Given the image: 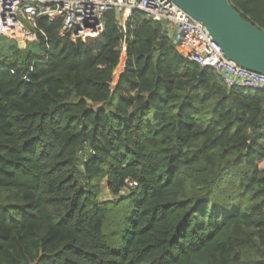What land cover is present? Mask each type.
Listing matches in <instances>:
<instances>
[{"label": "trees", "instance_id": "obj_1", "mask_svg": "<svg viewBox=\"0 0 264 264\" xmlns=\"http://www.w3.org/2000/svg\"><path fill=\"white\" fill-rule=\"evenodd\" d=\"M228 1L264 34V0ZM102 22L0 37V264H264V92Z\"/></svg>", "mask_w": 264, "mask_h": 264}, {"label": "built area", "instance_id": "obj_2", "mask_svg": "<svg viewBox=\"0 0 264 264\" xmlns=\"http://www.w3.org/2000/svg\"><path fill=\"white\" fill-rule=\"evenodd\" d=\"M114 13L124 24L135 12L153 22L166 21L172 41H179L188 61L213 69L228 89L264 92V75L241 68L226 59L206 28L170 0H0V37L8 35L19 18L33 29L38 19L61 21L60 37L72 41L96 38L103 32V16Z\"/></svg>", "mask_w": 264, "mask_h": 264}, {"label": "water", "instance_id": "obj_3", "mask_svg": "<svg viewBox=\"0 0 264 264\" xmlns=\"http://www.w3.org/2000/svg\"><path fill=\"white\" fill-rule=\"evenodd\" d=\"M201 23L227 60L264 75V34L244 19L228 0H170ZM166 25V21L161 22ZM179 45V41H172Z\"/></svg>", "mask_w": 264, "mask_h": 264}, {"label": "rangeland", "instance_id": "obj_4", "mask_svg": "<svg viewBox=\"0 0 264 264\" xmlns=\"http://www.w3.org/2000/svg\"><path fill=\"white\" fill-rule=\"evenodd\" d=\"M16 29L18 31L21 32V34H18L16 31ZM9 31L11 32H15V33H8V35H6L5 37L6 38H11V39H14L16 40L19 44H23V42L26 40V39H33L34 36L33 34L30 33V31H33V28L32 26L27 22V21H24L23 19L19 18L17 24H13ZM8 31V32H9ZM124 55H123V58H122V61H124ZM123 64V62H122ZM119 69H122V67L120 66ZM102 188H101V195L99 196V200L102 201V202H107V201H112V197L111 195H109L107 193V190L104 189V184L102 183Z\"/></svg>", "mask_w": 264, "mask_h": 264}, {"label": "crops", "instance_id": "obj_5", "mask_svg": "<svg viewBox=\"0 0 264 264\" xmlns=\"http://www.w3.org/2000/svg\"><path fill=\"white\" fill-rule=\"evenodd\" d=\"M177 50H178V52H180V53L182 52V48H181V47H178Z\"/></svg>", "mask_w": 264, "mask_h": 264}]
</instances>
